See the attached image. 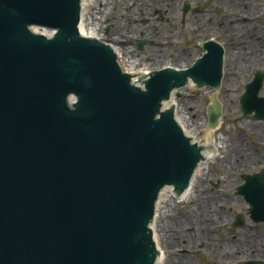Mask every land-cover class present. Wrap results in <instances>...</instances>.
Masks as SVG:
<instances>
[{"label":"water","instance_id":"1","mask_svg":"<svg viewBox=\"0 0 264 264\" xmlns=\"http://www.w3.org/2000/svg\"><path fill=\"white\" fill-rule=\"evenodd\" d=\"M83 8L0 0V264H156L150 227L164 190L185 197L209 162L213 148L186 136L179 108L164 104L190 82L218 89L221 54L140 73L137 85L121 54L85 36ZM260 86L240 100L255 120ZM221 116L213 100L208 129ZM243 180L236 192L264 222V170Z\"/></svg>","mask_w":264,"mask_h":264},{"label":"rangeland","instance_id":"2","mask_svg":"<svg viewBox=\"0 0 264 264\" xmlns=\"http://www.w3.org/2000/svg\"><path fill=\"white\" fill-rule=\"evenodd\" d=\"M94 1V8H90L87 14L89 23L98 28L97 34L104 43L112 44L119 50L120 47L127 49L128 52L124 51L125 60L134 61L137 68L145 67L147 62L146 67H149L159 60L160 55L162 61L173 66L175 63L184 66L194 61L197 41L191 31L192 18L190 13L183 16L178 13L179 4L176 0H163L158 10L155 8H159L161 0H142L146 7L144 11L147 12L145 16L138 13L143 4L130 10V0H115L113 7L109 0ZM138 2L139 0H135V3ZM103 6L107 8V15L103 14L104 11L100 12ZM155 11H160L159 17L154 16ZM228 13L226 7L221 8L215 15V22H223L229 16ZM132 21H136L139 27L132 24ZM199 35V38L203 37L202 32ZM113 37L120 38V45L111 41ZM141 41L144 44L138 49ZM230 62L235 63L232 54ZM225 90L240 92L242 89L236 85H224ZM233 95L225 92L216 94L222 107V117L218 129L211 135L214 146L212 160L205 166L201 181L193 187L189 197L177 203H169L171 224L177 227V231L169 232V235L175 236L166 241L171 248H166L159 242V249L164 254L162 264H243L253 259V255L247 253L252 247L251 238H259L264 242V228L263 234H258V230L246 216L248 206L236 195V189L242 184L241 175L254 174L264 164H254L248 160L247 156L253 158L256 154L255 133L249 127L253 122L242 117L239 94L235 98ZM212 96L205 89L195 90L194 86L174 94V104L189 119V124L196 131L197 141L204 140L208 132V127L203 122L207 119ZM181 100L189 103L184 109L178 103ZM239 136L240 143L231 145L230 138L237 142ZM235 152L247 154L236 158ZM256 159L255 155L254 160ZM238 215L243 216L244 227H233ZM223 257L227 259L223 260Z\"/></svg>","mask_w":264,"mask_h":264},{"label":"flooded vegetation","instance_id":"3","mask_svg":"<svg viewBox=\"0 0 264 264\" xmlns=\"http://www.w3.org/2000/svg\"><path fill=\"white\" fill-rule=\"evenodd\" d=\"M162 2L163 0L160 1V6ZM176 2L179 4L177 10L178 13L181 14V16L190 13L192 18L191 31L193 37L197 41L195 45L197 54L193 62H196L204 54H210L211 52L217 54V56L221 54L223 66L220 87L218 90L207 89V91H211L212 95H215L220 93L222 85H236L240 90L242 89L240 92L236 90H225L224 92L231 93L232 95L234 94V96L239 94L238 97L240 103L241 97L246 92V86L248 84H252L256 78H260L261 86L257 93V99L260 106L264 108V0H176ZM138 4H143V1L139 0L138 3H135V0H130V10H135L134 8H136ZM215 5L217 7H214ZM223 7H226L229 12V16H226L223 22H215V15H217ZM145 8L144 4L139 7V10L141 11L138 13L141 16L147 15V12L144 11ZM160 8L161 7L155 8V10ZM165 15H167V12ZM154 16L159 17L160 11H155ZM180 21L182 22L183 20L180 19ZM132 24H136L137 27H139V24L136 21H132ZM201 32L203 37L199 38V36H201L199 33ZM204 35L207 36L205 37ZM252 45L257 46L258 50L254 52L248 51L244 54L245 48ZM235 48L240 50L241 57L246 56L247 58H245V65L242 69L237 67V62H240L241 59H235L234 64L230 62L231 54L233 57V51ZM241 82L244 83L242 86H239ZM263 115L264 113L262 116ZM247 118L253 122V125H249V127H255V129L252 127L251 131L255 133L254 141L256 143L258 163L264 164V120L254 121L252 115H248ZM240 141L241 137L239 136V139L234 144L238 145ZM262 169L254 174H251V176L259 175ZM246 175H241L242 184L240 186L245 183L243 176ZM239 197H241L244 204L248 206L246 213L248 220L252 222V226L258 230V234H263L262 229L264 228V223H255L251 219L249 214V204L243 196ZM241 218L242 224L240 227H244V218L243 216H241ZM235 224L236 219L233 223V227H235ZM251 239L252 241H256V244H253L252 242L251 251H247V253H251L253 255V259L244 262L243 264H264V242L262 239L260 241L259 238L252 237ZM258 241H260L261 244ZM226 259L227 257H223V260Z\"/></svg>","mask_w":264,"mask_h":264},{"label":"bare ground","instance_id":"4","mask_svg":"<svg viewBox=\"0 0 264 264\" xmlns=\"http://www.w3.org/2000/svg\"><path fill=\"white\" fill-rule=\"evenodd\" d=\"M109 1H110L109 2L110 5L113 7V2L115 0H109ZM94 3H96L94 0H84L83 17L85 18V21L83 23V28H84V32H85V36L86 37L98 38L99 40H102L97 34L98 28H94L89 23L88 17H87L89 9L90 8H94ZM158 6L161 7L160 5H158ZM103 11H104L103 14H106L107 8L104 7V6H103V8H102V10L100 12H103ZM106 17L107 16H105V18ZM35 31H37V29H35ZM117 35H119V34H117ZM111 41L114 44H116L117 46L120 45V38L119 37H117V38L113 37L111 39ZM107 44L110 47L114 48V51H115L116 54H121L122 55V65H123L124 73L129 74L132 77V80L137 82V85H139L138 81H137V75L140 74V73L148 74L151 69H155V70H160V69H164V68L182 69V68H186V67L190 66V64H191V61H190V62L186 63L184 66L178 65L177 63H175V65L173 66L172 64L165 63L164 61H162V59H160V58H162V56L160 55L159 60L154 61L152 63V65H150L149 67H146V66H148L147 65L148 62H147L145 67L137 68V66H136L134 61H132V60H130V61L127 60L126 61L125 60L124 51L128 52L127 49H124V48L120 47L121 50H119V49H116L114 47V45L109 44V43H107ZM256 50H258V47L255 46V45H252L250 47L245 48L244 54H246L248 51L249 52L250 51L254 52ZM233 52H234L233 59H237V58H238V60L241 59L240 62L239 61L237 62V67L239 69H242L244 67V65H245L244 63H245L246 56L241 57L240 56V50H238L237 48H235ZM151 66H153V67H151ZM192 86L193 85L190 83L189 87H192ZM206 92L209 95H212L211 91H207L206 90ZM175 93L176 92H174L173 95ZM214 98H215V100L217 99L216 96ZM234 98H235V96H234ZM175 101L176 100H172V101L164 104V108H168V107L172 106V107H174V109H178V107L174 104ZM178 103L181 104L183 109L189 105V103L186 100L178 101ZM180 116H181V119H182V123H183V127H184V130H185L186 136H188L194 142H197L198 144H200L203 147L213 148L212 150L207 152V155H208V158H209V162H210L212 160V155H213V150H214L213 142L211 141V135L213 134V130L208 129V132L205 135V139L202 140V141H197L198 139L196 138V131L194 130L193 126L189 124V119L186 118V116L184 114H182L181 112H180ZM203 125L204 126L207 125V119L204 120ZM219 125L220 124L218 123L217 127ZM252 127H253V129H255L254 126H251V128ZM234 143H236V140H233L232 138H230V144L231 145L232 144L236 145ZM246 154H247V152H245V153L235 152L234 156L236 158H241V157L245 156ZM255 155H253V158H251L250 156H247L249 158L248 160H251V161H253L254 164H258L259 165V163H257L258 159L254 160L255 159ZM256 158H257V155H256ZM209 162H207V163H205V164H203V165L198 167V181H193V187L195 185H197L201 181L202 176L204 175V170L206 169L205 166L209 165L210 164ZM191 191L192 190H187L186 194H185V197H182V196L180 197V201L183 200V199H186L187 197H189ZM171 201H173L174 203H177V201L175 200V197H174V194H173L172 190H164L162 206H161V212H160V218H159V224L151 226L153 236H158V241H157L158 249H159V244H160L159 242L163 243L166 248H171L170 245L166 243V241L169 240V239H172V238L174 239L175 236L169 235V232L170 231H174V232L177 231V227H174V224L173 225L171 224L172 220H171L170 211H169V203ZM176 222L177 221H175V224H176ZM258 242L260 243V241H258ZM253 244H256V241H253ZM250 251L251 250H248V252H250ZM160 252H161L162 259L157 264H162V262L164 261V254H163V252L161 250H160ZM181 263L183 264L184 262H181Z\"/></svg>","mask_w":264,"mask_h":264}]
</instances>
